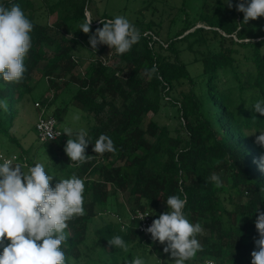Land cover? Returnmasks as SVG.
<instances>
[{
  "label": "trees",
  "instance_id": "trees-1",
  "mask_svg": "<svg viewBox=\"0 0 264 264\" xmlns=\"http://www.w3.org/2000/svg\"><path fill=\"white\" fill-rule=\"evenodd\" d=\"M91 1L13 0L34 27L22 80L0 78V99L8 104L7 111L0 109V139L17 149L9 153L0 141V155L28 166L43 160L45 171L54 177L53 188L59 179L73 175L84 180V215L68 221V239L62 245L66 264H125L136 252L147 258L159 252L165 245L141 232L135 215L147 211L157 219L156 212L168 210L166 200L172 195L186 199V218L203 228L197 236L203 250L185 264L207 260L247 264L254 241L259 239L255 212L258 207L264 211V172L258 167L264 148L255 143V136L264 131V116L253 111L254 103L246 106L235 89L240 93L253 89L258 100H264V17L241 25L244 14L235 8L239 0H232V8L221 0L213 12L204 11L209 0H182L178 14L184 17L178 31L163 40L161 23L137 19L130 23L140 31L141 39L129 52L118 55L107 45L92 50L89 44L90 35L103 27L100 21L114 17H90L91 32L79 30L88 18ZM0 3L8 4V0ZM78 47L91 51L92 56L96 51H110L103 57H91L79 75ZM186 52L189 57L184 56ZM153 65L157 72L146 73ZM240 67L245 68L246 80L239 77ZM191 68L199 70L193 73ZM36 71L41 77L35 81ZM226 74L240 84H228ZM59 80L65 89L74 84L76 91L64 107L51 113L43 96L51 89L56 91ZM29 100L39 103L41 116L56 122L68 107L85 112L90 142L85 154L92 158L79 166L71 162L64 151L66 134L46 142L37 136L38 144L25 148L15 126ZM167 104L177 107L187 121L184 134L153 119L143 127L149 113L158 115ZM101 134L113 140L115 153L93 152ZM212 173L222 175L227 183L215 186L208 180ZM224 190L229 191L228 198L222 197ZM121 193H128L131 216L127 222L110 202ZM233 194L246 200L234 203ZM227 200L233 207L226 206ZM114 215L117 220L111 219ZM238 215L243 217L241 224ZM125 224L127 231L121 232ZM114 235L129 245L127 253L109 246ZM165 254L162 251L161 264Z\"/></svg>",
  "mask_w": 264,
  "mask_h": 264
},
{
  "label": "clouds",
  "instance_id": "clouds-1",
  "mask_svg": "<svg viewBox=\"0 0 264 264\" xmlns=\"http://www.w3.org/2000/svg\"><path fill=\"white\" fill-rule=\"evenodd\" d=\"M224 2L229 8L233 7L232 0ZM235 8L244 14L241 25L264 17V0H239ZM92 21L90 17L86 18L79 30L89 34ZM100 23L103 27L97 28L89 37L92 50L103 44L111 50L115 49L118 55H123L141 39L140 31L124 16H116ZM33 27L32 21L13 0H8V4L0 3V78L3 81L18 83L22 80L26 71L25 59L32 47ZM145 71L154 74L157 68L153 65L150 70ZM0 109L7 111L5 99H0ZM253 111L264 116V100H257ZM41 128L46 130V136L50 140L61 134L67 135L64 151L77 166L92 158L85 154L90 143L85 129L74 132L72 127H63L61 133L54 134L45 125H41ZM259 132L260 135L255 136V143L264 148V131ZM92 150L99 155L116 151L113 140L104 134L95 141ZM0 161V245L3 246L0 264H66L62 245L68 239V221L84 215V180L73 175L68 179H59L53 188L51 182L54 177L45 171L42 163L28 166L27 163H14L13 159L3 155H0ZM258 167L264 172V155L259 158ZM208 180L217 187L222 186L221 177L217 173H212ZM166 204L168 210L157 219L152 217L154 220L145 231L151 235L153 242L165 245L163 252L170 254L171 264H185L195 258L198 251L203 250L197 239L203 228L200 223L193 224L186 218L183 211L186 199L172 195L167 198ZM255 213L259 239L254 241L251 264H264V211H260L258 207ZM146 216L148 215H141L140 220ZM127 228L128 225L125 224L120 231L126 232ZM108 244L125 253L129 251V245L120 235H114L108 240ZM214 263L223 264L215 260L205 262ZM125 264L148 262L136 256Z\"/></svg>",
  "mask_w": 264,
  "mask_h": 264
},
{
  "label": "rangeland",
  "instance_id": "rangeland-1",
  "mask_svg": "<svg viewBox=\"0 0 264 264\" xmlns=\"http://www.w3.org/2000/svg\"><path fill=\"white\" fill-rule=\"evenodd\" d=\"M1 1V0H0ZM221 0H209L208 4L206 5L204 11L205 12H213L215 7L218 5V3ZM224 1V0H222ZM182 0H92L90 3V10L88 12V17H93L96 20H99L102 15L107 14L112 17L116 16H124L126 17L131 23H135L137 19H142L146 22L153 20L156 22L161 23L160 30L161 35L160 37L164 40L165 38L171 37L176 31L180 29L181 26V18L184 17V15L178 14V8L181 6ZM227 5V4H226ZM200 6V5H199ZM191 14H194L193 11H189ZM199 12V11H198ZM178 15V16H177ZM177 17V18H176ZM175 19V24L171 23L172 19ZM54 20V17L50 18V21L52 22ZM198 26H201V22H198ZM97 49V48H96ZM98 50V49H97ZM109 49H107L106 54L109 53ZM102 52H95L92 56L91 51L87 49H80L78 47L76 54L79 55V67L77 70V74L81 75L84 71L85 67L88 65V63L93 58L103 57L105 53ZM185 57H189L190 53L186 52ZM185 59V58H184ZM80 69V70H79ZM199 70V69H198ZM198 70L195 68H191V71L193 73H197ZM79 71V72H78ZM239 77L243 80H246L247 75H245V68L240 67L239 68ZM41 77L40 71H36L34 73V80L36 81ZM224 79H227L229 81L228 84L230 85H238V83L234 78H232V74H226L224 75ZM50 83V82H49ZM58 89L55 91L54 89H51L50 91L45 92L43 96V100L45 103L48 104L47 109L48 112H53L56 108H62L65 106V104L69 101L71 95L76 91V86L74 84H71L70 87H66L63 84V81L59 80L58 83ZM235 93L237 96L241 95L243 100H245V105L249 106L253 103H255L258 100V93L253 89H246L240 93L238 88L235 89ZM41 115V110L39 107H36L35 103L32 101H27L24 105V110L22 111L21 119L18 121L16 127L17 135L20 138V142L22 143L25 148L30 146V144L37 145L38 142H36L37 138V131L35 129V124L38 120V118ZM23 118V120H22ZM156 120L160 125H165L172 131H174L176 128L180 130V132L183 134L186 132V129L184 128L185 122L178 114L177 107H172L167 104L166 107H162L160 113L158 115H154L152 113H149L146 116L145 122L143 127L147 125V122L150 120ZM57 126L62 128L63 127H72L74 132L76 130H79L81 128L86 129L87 128V118L85 112L82 110L76 108V107H68L63 114L62 118L57 120L56 122ZM183 125V126H182ZM87 139L89 137L87 136ZM5 143L7 148L10 149L9 153H13L14 151H17L15 146L11 145L10 143L1 140ZM5 151V150H2ZM1 152V150H0ZM17 154V153H16ZM40 163L44 165V161L40 160ZM221 181L223 184H226L227 181L225 178L220 175ZM109 188V186H108ZM230 195L229 191L224 190L222 192L223 198H228ZM241 200L240 196H236L235 194L232 195L233 201L241 202L245 201L246 197ZM87 198H90V194ZM112 203L113 209H118L120 213H123V218L127 222L129 221L128 216H131L130 213V204L128 203V193L119 194L115 200H110ZM229 200H227L226 206L228 208L233 207V204L228 203ZM122 205H124L122 209ZM121 209V210H120ZM125 213H127L125 215ZM162 208H160L159 212H156L155 216L157 218L160 214H162ZM108 219L110 217L106 216ZM106 218V219H107ZM113 220H117L116 216H112ZM243 217L241 215H238V222L239 224L242 223ZM101 221V220H100ZM162 251L163 247H161V250L159 252H151L152 254L144 257V255L141 252H136V256H140L147 260L148 264H161L162 263ZM252 252V251H251ZM249 262L247 264H251V254L248 257ZM164 264H171V257L170 254H165V262Z\"/></svg>",
  "mask_w": 264,
  "mask_h": 264
},
{
  "label": "built area",
  "instance_id": "built-area-1",
  "mask_svg": "<svg viewBox=\"0 0 264 264\" xmlns=\"http://www.w3.org/2000/svg\"><path fill=\"white\" fill-rule=\"evenodd\" d=\"M35 105L37 107H40L39 103H36ZM41 125H45L46 129L51 130L54 134L61 133V131L58 129V126L56 124V120L54 118H52V117L45 118V117L40 115L35 126H36L37 136H38L39 140L42 142L49 141L50 139L47 138L46 130L44 128H41ZM141 215H148V216H146L143 220H140ZM135 217H136V219H138L140 221L139 229L141 230V232H143L146 235H150L149 233H147L145 231V229L147 227H149L151 225L152 221L154 220L152 218V216L150 215V213L147 211L146 212L137 211ZM214 264H216V263H214Z\"/></svg>",
  "mask_w": 264,
  "mask_h": 264
}]
</instances>
